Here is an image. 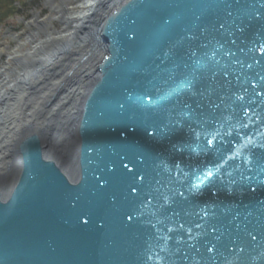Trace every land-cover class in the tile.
Listing matches in <instances>:
<instances>
[{
	"label": "water",
	"instance_id": "95a60500",
	"mask_svg": "<svg viewBox=\"0 0 264 264\" xmlns=\"http://www.w3.org/2000/svg\"><path fill=\"white\" fill-rule=\"evenodd\" d=\"M101 5L76 41L26 57L0 102V264H264V149L218 174L212 147L185 132L213 104L264 111V0ZM86 37L94 57L80 61L69 53ZM195 204L208 215L190 216ZM157 216L174 228L166 245L148 224Z\"/></svg>",
	"mask_w": 264,
	"mask_h": 264
},
{
	"label": "snow or ice",
	"instance_id": "6c2138e0",
	"mask_svg": "<svg viewBox=\"0 0 264 264\" xmlns=\"http://www.w3.org/2000/svg\"><path fill=\"white\" fill-rule=\"evenodd\" d=\"M261 53H264V44H260L259 49ZM243 96L237 95L236 100L242 101ZM211 112L213 113L210 117H206L202 122L197 123L194 127L191 124L187 126L185 132L194 142H201L202 140L207 143V145L212 147L211 157L208 161L209 164L213 166V170L216 173H220L224 165L229 161L235 162L237 158L243 159L244 162H247L250 157L253 155L254 148L264 149V111H250L247 106L240 105L239 107H232L230 110H222L220 105L213 104L210 105ZM252 127V133L244 131L243 139L244 143L240 145V148L232 152L231 155L222 154V147L225 141V138L232 137L233 139L228 140L229 144H232L234 141L238 142L241 138V130H248L249 127ZM235 134V135H234ZM253 134L255 138H253ZM214 141H219V143H214ZM240 149H247L245 153H241ZM231 151V149H229ZM207 154V153H206ZM125 167H127L125 165ZM175 169L184 171L181 168V162L177 161L175 163ZM165 171H171L172 169L165 165ZM204 173L206 175H211V172L208 171L207 165L204 167ZM189 175L188 172H184V177L187 178ZM231 175V173H227ZM223 176H220L219 179L222 181ZM190 193L193 196H202L203 193L200 191V186L193 183L189 189ZM218 191L228 192L230 194L231 190L228 188H221ZM160 207L168 205L170 203L171 197L165 193H160L159 196ZM150 202H142V206H148ZM207 205L195 204L189 212L190 216H206ZM143 215V213H141ZM155 215V214H154ZM131 219V217H129ZM165 219L157 216L155 222L148 221V224L152 229H154L155 239L160 243L163 242L164 245L167 244L169 240L168 233L174 231L173 227H169L165 223ZM159 226V227H158ZM183 227V225H181ZM195 227H201L200 224H196ZM166 229V231H164ZM187 232H191V228L185 229ZM255 239V237H253ZM164 247V246H163ZM161 247V249H163ZM158 258L159 255L157 254Z\"/></svg>",
	"mask_w": 264,
	"mask_h": 264
},
{
	"label": "bare ground",
	"instance_id": "6f19581e",
	"mask_svg": "<svg viewBox=\"0 0 264 264\" xmlns=\"http://www.w3.org/2000/svg\"><path fill=\"white\" fill-rule=\"evenodd\" d=\"M101 2H104V0H46L45 3L49 7L50 14L45 18H38L36 14L33 15V18L27 22L31 28L25 34L24 41L17 42L14 45L15 48H11L7 55V61L0 66V102L1 100H4V98L6 99V96L11 93L13 95L14 90L12 92L11 90L15 82L19 81V83H23L21 81L23 79L21 71L24 68V61L26 57L29 58L30 56H33L32 54L38 53V50L36 49L41 48L44 45V41L47 42L55 40L56 44L58 39L61 37L64 39L67 37H75L74 40L76 41V37L79 35L80 30L83 29V31H85L86 27L89 29L92 27V24L90 23H92L97 14L100 13L99 10L102 8ZM51 21L58 22L62 28L60 30L52 28L50 25ZM88 41L89 37H86L80 42L75 43V47L72 49L73 51L69 54L73 57L79 55L80 61L84 60L85 57L88 56L93 55L94 57V53H88L90 50ZM67 43L70 44L71 40H67ZM43 58L38 60V62L40 63ZM73 70L74 68H72L70 72ZM80 70L81 73L78 74L80 79H85L90 73L88 65L81 66ZM65 82L66 81L62 84ZM62 84L58 83L59 87L56 88L60 90L63 86ZM68 84H70V81L65 83L66 87ZM28 90H26V93L29 92ZM9 106V110L14 108L12 104ZM2 109L3 108H0V120L3 122L0 123V126H7L9 125V123H7V112ZM4 114L6 115L5 117ZM0 146H2V143H0Z\"/></svg>",
	"mask_w": 264,
	"mask_h": 264
},
{
	"label": "rangeland",
	"instance_id": "374dc122",
	"mask_svg": "<svg viewBox=\"0 0 264 264\" xmlns=\"http://www.w3.org/2000/svg\"><path fill=\"white\" fill-rule=\"evenodd\" d=\"M46 0H37L34 6L25 5L22 13H16L9 16L4 23L0 25V66L7 61V55L11 48L19 41H24L25 34L30 30L31 26L27 24L36 14L38 18H45L50 14ZM71 1V0H67ZM21 5L15 3L16 8ZM52 28L60 30L62 26L56 22L51 21Z\"/></svg>",
	"mask_w": 264,
	"mask_h": 264
},
{
	"label": "trees",
	"instance_id": "16d2710c",
	"mask_svg": "<svg viewBox=\"0 0 264 264\" xmlns=\"http://www.w3.org/2000/svg\"><path fill=\"white\" fill-rule=\"evenodd\" d=\"M37 0H0V25L6 19L16 13H22L25 5L34 6ZM15 3L21 5L20 8L15 7Z\"/></svg>",
	"mask_w": 264,
	"mask_h": 264
}]
</instances>
